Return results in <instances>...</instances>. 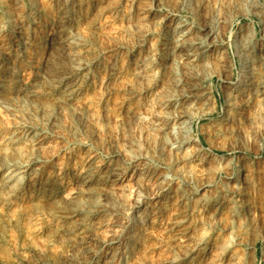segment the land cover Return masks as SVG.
Here are the masks:
<instances>
[{"label": "rangeland", "instance_id": "rangeland-1", "mask_svg": "<svg viewBox=\"0 0 264 264\" xmlns=\"http://www.w3.org/2000/svg\"><path fill=\"white\" fill-rule=\"evenodd\" d=\"M93 1L85 0L79 12L73 5L65 9L59 0H0V264H264V102L242 105L237 112L241 115L224 120L229 117L224 113L227 81L239 77L234 35L245 27L252 44L264 49L260 19L237 16L219 45L230 51V58L212 57L211 66L190 69L170 62L173 46L167 35L174 25L167 18L174 15V24L185 22L198 32L218 14L215 0H140L134 12L132 0H106V6L100 5L106 8L105 16L96 27L90 12ZM152 9L155 16L140 21V13ZM60 31L83 37L92 49L88 59L94 61L86 90L59 112L54 102L66 81L75 77L76 66L72 47L58 39ZM26 33L35 37L15 60L19 38ZM206 46L214 53L216 43L208 41ZM151 57L150 76L138 80L136 64ZM177 79L184 80V89L176 86ZM203 90L210 92L209 100L196 102ZM32 91L50 104L48 116L57 114L56 125L44 126L41 116L29 123L24 116L32 109ZM190 91L195 102L190 108L193 136L198 141L190 150L201 148L207 163L186 173L179 155L164 148L163 132L153 131V123L174 124L172 116L180 109H165L162 103L180 100L182 92ZM75 115H82L83 122ZM74 128L80 133L74 135ZM26 131L43 134L40 152L47 166L38 181L43 186L49 179L55 193L51 199L36 198V188L31 187L7 205L11 188L4 181L10 162L19 157L12 147L21 149L10 139ZM88 150L106 167L125 169L127 180L106 188L105 196L95 194L82 202L81 209L87 210L100 197L104 206L84 220L85 213L76 215L81 194L74 174ZM143 167L155 175L150 182L139 175ZM167 174L171 182L157 178ZM245 174L249 185L237 190L235 180ZM187 180L192 183L183 185ZM183 194L186 202H179ZM186 216L189 228L183 232L192 239L184 245L175 240L173 227ZM201 240V251L186 258Z\"/></svg>", "mask_w": 264, "mask_h": 264}, {"label": "bare ground", "instance_id": "bare-ground-1", "mask_svg": "<svg viewBox=\"0 0 264 264\" xmlns=\"http://www.w3.org/2000/svg\"><path fill=\"white\" fill-rule=\"evenodd\" d=\"M59 1H60L59 3H61L65 9L68 10V7L73 5L76 11L79 12L84 9V5H85V0H73V2H71V0H59ZM105 1L106 0H94L90 6V12H92L93 14L92 23L95 27L97 25V22H100V17L106 13V8L104 9L100 8L101 3L104 4ZM139 1L140 0L131 1V4L133 5L132 6L133 10L131 9V11L134 12L136 10V2ZM206 1H207L206 3H208V1L210 0H206ZM213 2L214 1L212 0V3L211 2L210 3L213 4ZM141 7L138 6L137 10L138 9L140 10ZM214 7L217 8L218 12L216 11V13L218 14L214 17L213 22H211V24L208 25L207 27L200 29L198 32L195 31V29L192 26H190L185 22H178L174 24L175 23V19L173 18L174 15H171L167 18L169 25L171 24L174 25L173 27L171 26L172 29L169 31L167 35L170 43L173 46V51H171L172 57L170 60L172 64L176 66L182 65L190 69H195L202 66H211L210 58L212 57L219 59L220 61H225L228 58H230V51L228 49L226 50L220 49L219 45L221 41L224 39L226 32L230 29L229 27L230 23L233 21V19H235L239 15H243L246 18L257 17L258 19H260V24L264 29V4L260 0H215ZM140 11L143 12L144 10L141 9ZM140 14H142L139 15V17L141 16V18L138 17L140 21L148 20L151 17L155 16V11L154 9H152L151 12L146 15L143 13ZM244 28L241 27L239 31L234 35V39H233L234 41L232 44L233 47L232 49L239 64V77L238 80L235 82L227 81L228 90L225 91V95H227L226 96L227 99L224 108L225 115L228 114V116L230 117V118L229 117L224 118V120L227 121H231L232 114L241 115L240 113L237 112L238 111L241 112L240 110H243L242 105L264 102V49L261 47L257 48L256 45L254 46L252 44V36L246 34L247 32L245 33ZM0 32H2V30H0ZM34 37L35 36L32 34L26 33L25 35H22L19 38L20 40L17 45L15 60H17V58L22 57L23 53L26 52V50L32 44ZM58 39L60 40V42H65V44L67 43L69 47L70 46L72 47L73 52L71 54L72 57L71 59L76 64L75 77L68 79L65 83V86H63V89L60 90L59 94L57 93L58 97L54 102L55 104L54 107L58 108L57 110L59 111L64 109L65 106L75 103L78 97L82 95V93L86 90V87L88 83H90L89 81L91 80V75H92L91 72L92 69H90V66L94 60L91 59L92 57L90 58V60L88 59V55L89 54L91 55L92 49H90L88 42L78 33L70 32L69 35L67 33L63 35L62 31H60L58 34ZM208 41H212L214 42V44L216 43V48L214 53L210 52L211 50L207 48L206 43ZM166 45H170V44H166ZM11 54L12 51H10L9 55ZM153 58L152 57L146 58L147 60L144 59V61L142 59L139 60V62L136 64V70L134 69L135 70L134 75L137 79L139 77L145 78L147 77V75L150 76L151 73L149 74V71L151 70V67L154 63L152 60ZM183 81L184 80L177 79L176 86L178 88L179 87L182 88ZM189 82L191 81L189 80ZM196 82H194V84ZM186 92H182V97L180 100L178 99L175 100L174 98H167L162 103V106L165 109L173 108V110L175 111L177 110V112H179L180 109V113L176 112L177 114H174L172 116V121L174 122V124L170 125L171 123L169 120H166L165 122L163 121L157 123L156 121L155 123L153 122L152 123L155 125L153 131L155 129L163 132L162 135H164L163 136L164 148H167L170 151V153H172L173 155H179V159L177 158V161L179 160L178 161L179 165H182L181 168L184 169V172H186V169L187 172H189V170L193 169L196 165L200 166V165H204V163H207V159L203 157L202 155L203 150L201 148L194 147L193 149L190 150L191 145L195 144L198 141L193 136L192 122L194 121L195 118L192 116L190 112L191 109L195 108L194 106H192L195 102L191 101V97H194V95L192 94L193 93L192 91L188 93ZM201 92H202L201 94L196 96L197 98L196 102L209 100L210 92L205 90ZM31 97L32 98L29 102L31 105L30 108L32 109L28 111L29 113L24 112L25 113L24 116L27 117L29 123L36 122L35 120L39 119V117L41 116V118H44L45 120L44 126L46 125L49 126L50 124L52 126L56 125V119L58 118L57 114L55 115V113L53 114L51 113L48 116L49 113L48 109L50 104L47 101H45L46 99H44L43 101L42 96L36 93V91L35 92L32 91ZM36 101L38 102L37 105L35 104ZM75 116L78 120L83 122L82 115H75ZM157 116L159 118L162 117L159 114H157ZM232 117L236 118L234 116ZM79 133L80 132L78 128L76 129L74 128L73 134L77 135ZM42 135H43L42 133L37 131L30 133H27L26 131V133H24L23 135L10 139L15 143H19L18 147L21 146V149L20 147L19 149L17 147L16 148L12 147L13 152L15 151L14 156L19 155V157L13 159V161L10 162L9 173L7 174V179L4 181L5 186L11 188L9 193L5 197V203L7 205L14 204L22 196V194L31 187L36 188L35 189L36 198L42 197V199L44 198L51 199L52 195H54L55 191H51L49 189V185H48L49 179H46V181L43 182L45 183L43 186H42V181H38L39 176L42 173H44V171H46V166H47L46 165L47 160H45V158L42 157V154L40 152L43 148L42 141L44 140L41 138ZM27 151L30 154H27ZM96 154L93 152V150L86 151L84 156L82 157L81 166L78 168L77 173L74 174L76 178L75 180L78 183L76 190L81 194L80 197L78 196L77 198L78 202L76 204V207L78 208L77 209L78 211H76V215H78L79 213H85L86 215L82 216L84 220L85 218L89 219V217L99 214L101 212L100 209H102L104 206L102 204L103 200L100 197H96L94 201L91 202V204L93 203L92 204L93 207L88 208L87 210L83 208L81 209L80 204L82 202L84 203L85 201H89L90 199L92 200L95 194L98 195L100 193V195L102 194L105 196L106 188L110 189V187H114L117 186L118 184H122L124 181L127 180V171H125V169L120 167H112L113 165L106 167V163L103 162L102 160H99ZM139 160H141V157L136 158L135 161H139ZM139 175H141L140 177L142 178V180L145 179L148 182H150V180L155 178L154 173L152 174L151 170L149 171L147 167L146 168L143 167ZM231 175H233V172L231 173ZM63 178H65V176H63ZM157 178H162V181L164 182L172 181L171 174H167L163 176L160 175ZM191 183H192L191 180L190 181L187 180V182H185L183 185L189 186ZM235 183L237 185V190L245 189L249 185L247 175L245 174L243 178L235 180ZM38 185L40 187H38ZM193 193L197 194V191L194 190ZM184 195L186 194L180 195L181 198H183L184 200L181 199L179 200V202L180 201L186 202L185 200L187 198ZM194 198L195 197H193V199ZM194 201L199 205H201L202 203L198 199ZM137 202L139 205L143 204L142 199H139ZM185 205H187V203H185ZM185 208L186 207H184V209ZM184 212L186 213V210ZM160 217L162 218V216ZM157 218L159 219V216H157ZM148 220L145 223H147ZM188 222L189 219H187L186 216L180 219L178 222H176L173 227V231L175 232V240L184 245L190 244L189 241L190 239H192V237L188 235V232L186 233L183 232L184 229L187 230L186 228L187 227L189 228V226L187 225ZM148 228L150 229V225L148 226ZM114 243L116 242L112 241L110 244L113 245ZM202 246H203L202 240L197 241L196 244H194V246L187 251L186 258H190L192 253H194L195 251L198 250L201 251Z\"/></svg>", "mask_w": 264, "mask_h": 264}]
</instances>
